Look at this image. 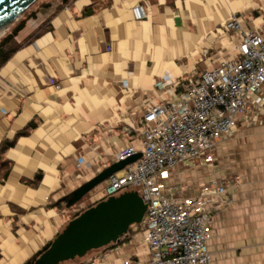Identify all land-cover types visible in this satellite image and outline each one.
I'll list each match as a JSON object with an SVG mask.
<instances>
[{"label":"crops","instance_id":"crops-1","mask_svg":"<svg viewBox=\"0 0 264 264\" xmlns=\"http://www.w3.org/2000/svg\"><path fill=\"white\" fill-rule=\"evenodd\" d=\"M46 4L5 45L11 55L0 58V144L13 141L4 153L8 166L0 167V264H24L50 244L75 216V205L67 206L72 193L118 163L119 149L140 148V120L167 97L156 83L177 90L233 54L232 38L217 32L227 18L240 13L246 30L264 23V0ZM128 124L135 131L126 135ZM214 157L171 172V183L185 185L191 197L227 179L237 182L227 189L229 206L210 225V264H264V118L219 141ZM148 258L134 234L60 264Z\"/></svg>","mask_w":264,"mask_h":264},{"label":"built area","instance_id":"built-area-1","mask_svg":"<svg viewBox=\"0 0 264 264\" xmlns=\"http://www.w3.org/2000/svg\"><path fill=\"white\" fill-rule=\"evenodd\" d=\"M133 13L142 18L140 6ZM239 14L233 13L217 30L224 39L232 38L233 54L196 78L188 77L177 90L156 83L167 97L140 120V148L127 145L114 154L116 162L139 157L75 205L74 213H79L111 196L136 191L147 206L137 231L149 251L145 264L211 263L207 242L213 216L229 206L227 189L238 183L227 179L189 197V189L172 184L170 176L180 167L215 162L219 141L264 118V23L246 30ZM47 82L60 88L54 80ZM133 130L129 124L123 129L126 135ZM83 163L77 160L79 170ZM122 264L142 263L125 259Z\"/></svg>","mask_w":264,"mask_h":264},{"label":"water","instance_id":"water-1","mask_svg":"<svg viewBox=\"0 0 264 264\" xmlns=\"http://www.w3.org/2000/svg\"><path fill=\"white\" fill-rule=\"evenodd\" d=\"M38 0H0V36ZM135 156L115 163L82 184L71 195L72 207L111 175L121 171ZM147 206L136 191L124 192L98 202L70 220L33 264H60L84 258L89 252L118 243L129 228L139 225Z\"/></svg>","mask_w":264,"mask_h":264},{"label":"trees","instance_id":"trees-1","mask_svg":"<svg viewBox=\"0 0 264 264\" xmlns=\"http://www.w3.org/2000/svg\"><path fill=\"white\" fill-rule=\"evenodd\" d=\"M62 3H67L70 0H59ZM41 6L47 7L49 6V4H41ZM35 13L36 10L34 11H30L28 14H24V16L17 22L15 23L10 30H8V32L2 37L0 38V58L1 61L6 60L10 55H11V51L6 50L5 45L11 40L13 39L17 33L24 27L26 21L28 19L34 18L35 17ZM21 134H25V133H21ZM13 144V141H3L0 144V167H2L3 165L8 166V162L6 160H4V153L5 151L10 148ZM8 170L6 169V171L4 172V174L2 175V177H6ZM79 214L75 215V217H77ZM139 225H133L129 228L127 234L125 237H123L118 243L125 241L126 239L132 237L137 231H138ZM116 243V244H118ZM116 244H111L108 247H112ZM50 246V244H48L46 247H44L41 251H39L37 254H35L33 257H31L29 260H27L24 264H33L34 261L45 251L48 249V247Z\"/></svg>","mask_w":264,"mask_h":264},{"label":"rangeland","instance_id":"rangeland-1","mask_svg":"<svg viewBox=\"0 0 264 264\" xmlns=\"http://www.w3.org/2000/svg\"><path fill=\"white\" fill-rule=\"evenodd\" d=\"M51 1H53V2H56V1H59V0H38L36 3H34L24 14H28L30 11L32 12V11H34V10H36V9H38L40 6H41V4H45V3H48V2H51ZM24 14L16 21V22H14L6 31H5V33L3 34V35H1L0 36V38H2L7 32H8V30H10V28L15 24V23H17L23 16H24ZM263 91V90H262ZM170 182H171V176H170ZM179 186H182V187H185V185H180V184H178ZM97 189H101L102 188V184H100V185H98L97 187H96ZM120 195V194H119ZM118 196V195H117ZM99 197V195L97 194L96 196H94L93 197V199H96V198H98ZM75 210V209H74ZM73 210V211H74ZM81 212H83V211H81ZM81 212H79V213H72V214H74V215H77V214H80ZM135 235H138V232H136L135 233Z\"/></svg>","mask_w":264,"mask_h":264}]
</instances>
